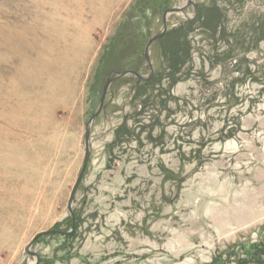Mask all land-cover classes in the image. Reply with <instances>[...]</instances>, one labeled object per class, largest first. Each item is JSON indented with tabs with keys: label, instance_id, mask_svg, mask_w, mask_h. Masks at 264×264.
Returning <instances> with one entry per match:
<instances>
[{
	"label": "rangeland",
	"instance_id": "rangeland-1",
	"mask_svg": "<svg viewBox=\"0 0 264 264\" xmlns=\"http://www.w3.org/2000/svg\"><path fill=\"white\" fill-rule=\"evenodd\" d=\"M193 2L167 15L150 80L109 86L75 229L40 236L38 264H264V0ZM186 3L0 0V264L69 229L107 76L147 75L163 10Z\"/></svg>",
	"mask_w": 264,
	"mask_h": 264
},
{
	"label": "water",
	"instance_id": "water-1",
	"mask_svg": "<svg viewBox=\"0 0 264 264\" xmlns=\"http://www.w3.org/2000/svg\"><path fill=\"white\" fill-rule=\"evenodd\" d=\"M188 5H193L194 7V15L196 12V5L193 2V0H187L186 5L180 6V7H171L168 9L163 10V14H162V29L154 34L153 36H151L146 45H145V49H144V59L147 63L148 66V74L147 75H142L140 74L138 71H134L131 69H123V70H117L114 71L113 73L109 74L106 78V81L102 87V92L99 98V102H98V106L96 111L93 113V115L89 118V120L87 121L86 127H85V132L83 135V143H84V157H83V162H82V166L81 169L76 177V180L71 188L70 194H69V198L67 201V213L71 219V224L70 227L67 231H63L60 229H55V228H51L45 231H41L39 233H37L36 235L33 236V238L31 239V241L27 244V246L25 247V251L28 255L32 256L35 258L34 263L32 264H38L39 263V255L37 254V252L33 251L31 249L33 243L40 237L43 235H47V234H59V235H68L71 234L74 229H75V215H74V211H73V202H74V196H75V192L77 190V187L79 186L81 179L83 177L84 171L86 169L87 163L89 161V157H90V153H91V138H90V129L91 126L94 122V120L98 117V115L101 113V110L103 108V104H104V100L107 94V91L109 89V86L111 85V83L113 81H115L116 79H119L123 76L126 75H131L132 77H135L137 79V83L140 82H146L148 80H150L151 75H152V64L150 61V56H149V48L152 45V43L156 40H158L165 32L166 30V20H167V15L169 13H173V12H183V10L185 9L186 6ZM186 16V19L192 18V16H189L187 14H184Z\"/></svg>",
	"mask_w": 264,
	"mask_h": 264
},
{
	"label": "trees",
	"instance_id": "trees-1",
	"mask_svg": "<svg viewBox=\"0 0 264 264\" xmlns=\"http://www.w3.org/2000/svg\"><path fill=\"white\" fill-rule=\"evenodd\" d=\"M146 84H147V83H146ZM67 220H68V226H70V219L68 218Z\"/></svg>",
	"mask_w": 264,
	"mask_h": 264
},
{
	"label": "flooded vegetation",
	"instance_id": "flooded-vegetation-1",
	"mask_svg": "<svg viewBox=\"0 0 264 264\" xmlns=\"http://www.w3.org/2000/svg\"><path fill=\"white\" fill-rule=\"evenodd\" d=\"M131 70H133V69H131Z\"/></svg>",
	"mask_w": 264,
	"mask_h": 264
}]
</instances>
